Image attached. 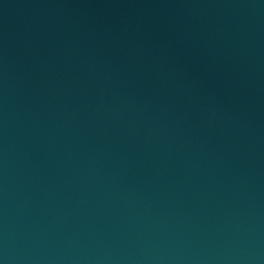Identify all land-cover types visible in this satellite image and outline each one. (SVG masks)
<instances>
[{
    "label": "water",
    "instance_id": "obj_1",
    "mask_svg": "<svg viewBox=\"0 0 264 264\" xmlns=\"http://www.w3.org/2000/svg\"><path fill=\"white\" fill-rule=\"evenodd\" d=\"M0 264H264V0H0Z\"/></svg>",
    "mask_w": 264,
    "mask_h": 264
}]
</instances>
